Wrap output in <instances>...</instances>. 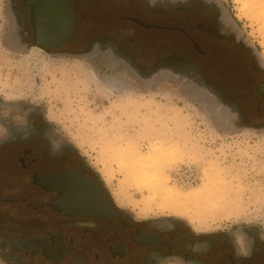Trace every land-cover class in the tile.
Here are the masks:
<instances>
[{
    "label": "flooded vegetation",
    "instance_id": "flooded-vegetation-1",
    "mask_svg": "<svg viewBox=\"0 0 264 264\" xmlns=\"http://www.w3.org/2000/svg\"><path fill=\"white\" fill-rule=\"evenodd\" d=\"M15 50H37L31 0H8ZM70 41L48 56L90 52L152 87L164 80L227 112L229 130L264 129V62L222 0H73ZM45 54V53H44ZM135 71V72H136ZM138 74V73H137ZM74 173L83 210L60 215L46 182ZM89 194L92 196L90 197ZM43 107L0 104V260L5 264H264V229L197 232L138 221ZM112 200V199H111Z\"/></svg>",
    "mask_w": 264,
    "mask_h": 264
},
{
    "label": "rangeland",
    "instance_id": "rangeland-1",
    "mask_svg": "<svg viewBox=\"0 0 264 264\" xmlns=\"http://www.w3.org/2000/svg\"><path fill=\"white\" fill-rule=\"evenodd\" d=\"M7 1L0 0V104L43 107L114 204L138 221L173 219L206 233L264 229V133L223 128L182 84L146 87L94 56L13 49ZM222 1L264 62V0ZM210 176L213 196L202 191Z\"/></svg>",
    "mask_w": 264,
    "mask_h": 264
},
{
    "label": "water",
    "instance_id": "water-1",
    "mask_svg": "<svg viewBox=\"0 0 264 264\" xmlns=\"http://www.w3.org/2000/svg\"><path fill=\"white\" fill-rule=\"evenodd\" d=\"M33 7L32 20L35 26L34 48L45 54H50L52 50L63 48L71 38L74 27L75 15L72 13L73 0H31ZM61 56L73 58H89L90 52L80 54L62 53ZM136 71V70H135ZM132 71V76L140 75L138 71ZM138 73V74H137ZM212 112L216 115L218 122L229 120L227 112L217 107L213 101H205ZM24 103L8 104L17 106ZM241 128L234 131H242ZM249 130L264 133L263 128H251ZM79 179L76 174H61L46 182L48 190L56 191L59 199L52 205L53 209L60 215L73 217L82 212L85 204V194L88 190L80 186L73 185ZM91 197L92 195L89 194ZM112 200L108 198L110 209H114Z\"/></svg>",
    "mask_w": 264,
    "mask_h": 264
},
{
    "label": "bare ground",
    "instance_id": "bare-ground-1",
    "mask_svg": "<svg viewBox=\"0 0 264 264\" xmlns=\"http://www.w3.org/2000/svg\"><path fill=\"white\" fill-rule=\"evenodd\" d=\"M143 168H142V171H143V173H144V175L147 173V171H148V165L146 164V165H144V166H142ZM213 179H214V177L213 176H210L209 177V179H208V183H207V185H206V187L202 190V191H206V192H210V195L211 196H213V195H215L216 194V191L214 190V188H213V186H212V183H213Z\"/></svg>",
    "mask_w": 264,
    "mask_h": 264
}]
</instances>
